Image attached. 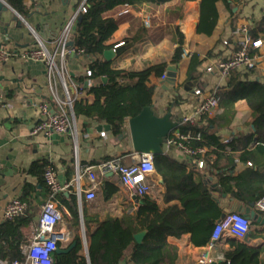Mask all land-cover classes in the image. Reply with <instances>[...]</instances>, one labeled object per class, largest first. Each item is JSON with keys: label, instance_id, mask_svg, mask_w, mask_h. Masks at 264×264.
I'll return each mask as SVG.
<instances>
[{"label": "crops", "instance_id": "0c3cea01", "mask_svg": "<svg viewBox=\"0 0 264 264\" xmlns=\"http://www.w3.org/2000/svg\"><path fill=\"white\" fill-rule=\"evenodd\" d=\"M83 1L0 0V3L8 6L4 9L0 5V48L16 50L29 47L36 45L39 38L50 51H53L55 40L65 24L78 12ZM229 2L230 6H227L224 0L216 2L218 19L211 33L198 30L201 0L126 3L106 13L108 17L118 22V29L108 40L111 46L103 55L111 62L112 68L138 72L148 67L165 64L163 75L160 71H154L147 85L153 89L152 104L155 110L160 115L170 114V119L179 124L171 131L170 137L177 133L192 131L191 129L182 131L188 124L200 131L215 130V134L220 136L222 142L227 138L253 131L252 109L244 99L238 100L224 119L220 118L225 115L220 92L228 87L229 78L235 71L241 72L242 78L253 80L264 78V44L256 50L262 57L259 59V67L254 71L235 70L228 77H222L216 69L208 71L207 68L232 55L233 47L224 45L223 41L231 37L232 29L236 25L246 24L250 32L257 31V36L251 32L255 38L264 40V31H260L257 27L264 20V0H229ZM182 40L184 54L178 63H174L175 50ZM72 41H74L73 36ZM186 51L188 53H185ZM170 65L177 66L173 88L164 87L163 82L170 77L168 70ZM67 66L66 82L72 94L90 103L94 101L95 96L89 90L93 84H98L100 79L87 77L86 56L78 53L69 54ZM164 75L166 78L163 79ZM78 78H82L83 83L77 81ZM88 79H91L92 85L87 84ZM136 81L137 79L125 80L130 84ZM196 89H201L204 94L197 95ZM58 91L64 94L60 79ZM212 92H216L220 98L218 109L211 115L197 118V121L185 122L184 118L194 115L204 98ZM0 95L2 97L0 101V264H10L16 259L24 258V248L30 243L39 225L42 205L50 196V189L44 179L48 166L53 167L61 183H67L73 180L78 172H83L85 167L97 166L113 158H120L123 164L131 165L137 160L139 152L134 149L130 134L123 135L125 130H129L128 121L131 117L126 118L123 132L115 134L109 122L99 121L85 114H76L79 131L77 149L74 138L69 134L46 135L42 132L34 134V127L41 119L40 105L48 101L52 103L51 113L57 109L51 99L46 63L43 61L15 57L0 62ZM213 121L217 123V128L212 125ZM101 124H110L111 129L99 128ZM102 131L106 132L105 136H101ZM206 146L208 149L206 154H209L211 159L209 162L205 154L207 164L204 168H198L196 158L186 156L181 149L168 145L167 142L163 144V154L174 161L184 162L187 167L186 172H192L194 179L202 178L211 188L213 198L219 202L223 212L222 217L239 208V204L248 206L238 202L230 192L224 190V185L229 182L232 185L233 181L228 182L227 177L237 176L253 166V162L241 160V151H234L231 147L229 150L226 148L225 155L219 157L212 152L210 146ZM256 146L257 142L254 141L249 145L248 150H254ZM248 162H252V165ZM213 165L215 167H212ZM258 167L264 171V160L259 164L255 163V169ZM150 181L152 189L146 196L157 202L162 209L173 205L183 207L178 191L169 193L168 183L158 167L157 173L150 178ZM86 182L84 176L82 183ZM106 182H114L119 186V191L108 201L104 198ZM96 193L94 200H87L85 194L79 198L73 190L62 192L55 198L63 211V219L58 224L57 231L63 232L66 236V240L61 241L59 246L66 248L73 242L77 245L76 238L79 237L81 249L77 254L84 257L87 264H91L89 255L91 235L101 223L109 216L122 218L126 213L136 217L143 199H134L121 183L117 173L105 176L100 173ZM63 194L67 198L76 195L74 204L79 213L77 218L72 216L63 201ZM16 198L27 203L26 213L14 219H5L6 204ZM260 200L254 203V209L264 216V212L257 209ZM225 209L230 211L225 212ZM214 227L215 225L212 232ZM140 232L143 233L144 238L147 231ZM168 241L178 247L175 264H199L207 250V244L203 246L193 244L190 232L180 237L169 236ZM239 246L259 250V264H264L263 220L252 221L251 231L244 238L226 233L210 251L212 262L221 264L227 259V254ZM72 250L62 254L54 252L55 264L60 261L62 255H65V261H70L69 254L71 255ZM21 255L22 258L18 257ZM117 264L135 263L126 256Z\"/></svg>", "mask_w": 264, "mask_h": 264}, {"label": "trees", "instance_id": "16d2710c", "mask_svg": "<svg viewBox=\"0 0 264 264\" xmlns=\"http://www.w3.org/2000/svg\"><path fill=\"white\" fill-rule=\"evenodd\" d=\"M150 1L164 3L168 0H86L87 12L79 14L73 30L74 46L82 50L87 58L88 69L92 70L91 79H100L98 84L90 87L95 96L91 103L84 99L74 102L75 114H85L99 121H107L113 127L115 134L124 130L126 118L137 116L144 107L152 105L153 89L147 81L154 71L163 73L165 64L148 67L138 72L114 69L111 62L104 58L105 51L110 48L108 40L118 29V22L106 13L115 7L130 3ZM218 0H201V18L198 30L211 33L218 19L216 2ZM230 6L229 0H224ZM258 29L264 31V20L258 24ZM257 30V28H256ZM257 36V31H251ZM183 40L175 50L173 62L178 63L183 55ZM163 75V74H162ZM103 77L107 81L102 80ZM126 79H137L133 84L126 83ZM77 81L83 83L82 78ZM221 104L225 107L224 119L231 112L234 104L241 99L246 100L252 109L253 131L242 133L226 144L215 134V130L202 131L203 141L195 144L208 145L212 152L219 157L225 155L226 147L234 151H241L240 159L252 161L253 166L239 173L228 176L224 190L230 192L240 203L248 206L264 197V171L255 169V163L264 160V78H242L241 72L235 71L229 78L228 87L220 92ZM217 128V123L212 122ZM199 131L189 126L182 131ZM254 141L257 146L248 150ZM210 162L209 154L205 156ZM154 161L158 170L168 183L169 193L178 191L182 208L173 205L162 209L157 202L148 196L142 199L141 208L136 217L124 214L122 218L109 216L91 235L89 255L91 264H117L124 257L129 256L135 264H175L178 247L168 241L169 236L180 237L184 233L192 234V242L196 246L206 245L210 239L212 228L223 215L219 202L213 198L211 188L202 178L194 179L193 173L186 172V164L172 160L168 155L156 154ZM235 165V164H234ZM212 167H215L214 165ZM119 191L114 182H106L104 198L110 200ZM170 196V194H169ZM72 216L77 218L79 213L75 203L76 195L67 198L62 195ZM239 206L247 207L239 204ZM254 208V207H253ZM1 229V228H0ZM146 230L141 242L134 238V234ZM73 248L70 261H65V255L60 256L57 264H87L84 257L77 253L81 249L80 238ZM18 257H23L18 256ZM227 259L221 264H259L260 251L239 246L227 254Z\"/></svg>", "mask_w": 264, "mask_h": 264}, {"label": "built area", "instance_id": "2783aa9c", "mask_svg": "<svg viewBox=\"0 0 264 264\" xmlns=\"http://www.w3.org/2000/svg\"><path fill=\"white\" fill-rule=\"evenodd\" d=\"M87 12L86 0H84L78 12L65 24L60 35L55 40V49L50 51L46 44L38 38L37 44L29 47L8 50L0 48V62H6L15 57L43 61L46 63V74L48 77L51 99L57 106L54 113H51V102L45 101L40 105L41 119L35 125L33 133H44L52 135L54 133L69 134L75 140L77 149L78 125L74 110V102L77 99L70 90L66 82L68 73L67 57L69 54H83L74 45H69L72 41V33L79 14ZM224 45H230L234 51L230 57L221 60L215 66H209L208 71L216 69L222 77H228L235 70L254 71L259 67V59L262 57L259 50L264 44L261 38H255L246 24L236 25L231 32V37L223 41ZM185 53H188L186 51ZM184 54V52H183ZM92 75V70H87V76ZM64 88V94L58 91L59 79ZM166 76H163V79ZM92 85L91 79L87 81ZM74 87L76 85L74 84ZM197 95H203L201 89H196ZM2 97L0 95V101ZM220 105V98L216 92L208 94L200 104L194 115L186 116L185 122L197 121V118L211 115ZM106 132L102 131L101 136ZM232 138H227L224 143L228 144ZM203 141L202 131H189L177 133L167 139V144L181 149L186 156L196 158L198 168L206 167L204 158L208 149L206 145L195 144ZM228 150L230 146L226 147ZM137 160L131 165H125L120 158H113L101 162L97 166H87L83 172H78L76 177L67 183H61L56 171L52 166H48L44 179L50 189L48 200L42 205L39 225L31 238L30 243L24 248V258L16 259L10 264H55L54 252L61 241L66 240L63 232L57 231L58 224L63 219V211L56 201V196L65 191H74L79 198L85 194L87 200H94L97 196L99 185V174L105 176L110 173H117L120 181L130 192L134 199L144 198L152 189L150 178L157 173V166L154 157L150 153H139ZM252 165V162H248ZM99 173V174H98ZM87 182L82 183L83 178ZM27 203L20 198L13 199L6 204L4 209L5 219H14L23 216L27 210ZM257 209L264 212V198L257 203ZM252 221L239 211L226 213L216 224L212 235L207 243V250L202 255L200 263L211 264L213 258L210 251L222 240L226 233H230L238 238H244L251 231Z\"/></svg>", "mask_w": 264, "mask_h": 264}, {"label": "water", "instance_id": "95a60500", "mask_svg": "<svg viewBox=\"0 0 264 264\" xmlns=\"http://www.w3.org/2000/svg\"><path fill=\"white\" fill-rule=\"evenodd\" d=\"M4 9H7L8 6H5L4 3H0ZM74 41H71L69 45H73ZM170 71V77L165 79L163 82L164 87L168 86L169 88L174 87L175 76L177 71L176 65H170L168 67ZM103 80L106 81L107 78L103 77ZM182 121V120H180ZM129 130H125L123 135L128 136L130 134L133 147L139 153H150L152 155L162 154L163 144L167 142V139L171 135V131L178 127V122H173L170 119V114L160 115L154 108V105L146 106L143 110L135 117H131L128 121ZM111 129L110 124H101L99 128ZM253 127V125H252ZM254 128V127H253ZM206 176L208 174H205ZM254 204L247 207L240 206L239 208L233 211H239L245 214L250 220L261 222L264 221V216L260 215L254 208ZM230 209H225V212H229ZM135 238L138 242L143 240V233L138 232L135 235ZM76 245V242H73L70 246L63 248L58 246L55 250V253L62 254L68 253ZM202 264V263H199ZM211 264H216L212 262Z\"/></svg>", "mask_w": 264, "mask_h": 264}]
</instances>
